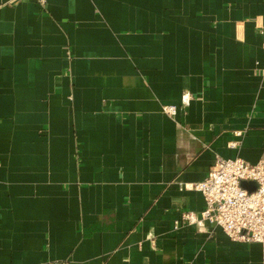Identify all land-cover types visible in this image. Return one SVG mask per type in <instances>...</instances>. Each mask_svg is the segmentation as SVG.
Instances as JSON below:
<instances>
[{"label":"crops","instance_id":"crops-1","mask_svg":"<svg viewBox=\"0 0 264 264\" xmlns=\"http://www.w3.org/2000/svg\"><path fill=\"white\" fill-rule=\"evenodd\" d=\"M218 155L264 159V0H0V264H264L182 218Z\"/></svg>","mask_w":264,"mask_h":264},{"label":"built area","instance_id":"built-area-1","mask_svg":"<svg viewBox=\"0 0 264 264\" xmlns=\"http://www.w3.org/2000/svg\"><path fill=\"white\" fill-rule=\"evenodd\" d=\"M163 110L175 114L176 106L168 104ZM243 181L256 182V188L250 191ZM184 188L201 191L205 198L199 218L185 211L184 220L208 221L220 226L233 240L259 242L264 259V159L251 163L240 156L218 155L205 178L185 184Z\"/></svg>","mask_w":264,"mask_h":264},{"label":"water","instance_id":"water-1","mask_svg":"<svg viewBox=\"0 0 264 264\" xmlns=\"http://www.w3.org/2000/svg\"><path fill=\"white\" fill-rule=\"evenodd\" d=\"M242 185L248 188L250 191L256 188V182L254 181H243Z\"/></svg>","mask_w":264,"mask_h":264}]
</instances>
